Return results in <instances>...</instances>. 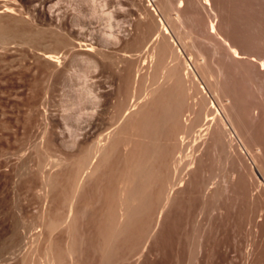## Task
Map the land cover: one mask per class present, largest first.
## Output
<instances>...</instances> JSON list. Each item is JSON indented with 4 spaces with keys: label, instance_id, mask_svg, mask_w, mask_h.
Instances as JSON below:
<instances>
[{
    "label": "rangeland",
    "instance_id": "1",
    "mask_svg": "<svg viewBox=\"0 0 264 264\" xmlns=\"http://www.w3.org/2000/svg\"><path fill=\"white\" fill-rule=\"evenodd\" d=\"M159 85L186 99L163 139L186 137L181 202L147 246L117 244L128 259L115 262L177 264L176 230L198 239L181 264H264V0H0V264H95L92 225L67 212L68 177Z\"/></svg>",
    "mask_w": 264,
    "mask_h": 264
},
{
    "label": "bare ground",
    "instance_id": "2",
    "mask_svg": "<svg viewBox=\"0 0 264 264\" xmlns=\"http://www.w3.org/2000/svg\"><path fill=\"white\" fill-rule=\"evenodd\" d=\"M159 21V23H161L162 25L163 21L161 18ZM163 27L165 29L164 34H166L165 31L169 32L167 31L168 28L163 25L162 29ZM215 27L216 26L212 24L213 31H216L217 28ZM159 36H161V34ZM164 40V43L166 44V42L168 41L166 37H164ZM165 47L169 49L167 46ZM159 48H161V46ZM164 49L165 48L163 47V52L167 50ZM178 50L181 51L179 48ZM52 51H46L47 53H45V57L55 60V57L57 55L56 53H54L55 51ZM165 66L163 67L166 68ZM172 66L174 65L168 66L170 67V69L167 68L166 70L171 71L170 73L166 72V74L169 75H167V77L175 79L174 77L178 76L176 75L178 74L176 73V70H179L180 68L177 69V65L176 67ZM179 72V75L181 76V70ZM187 72L190 73V71ZM178 77H176V79ZM176 79L174 81L177 83ZM177 84H179V82ZM162 85H159L160 88L158 87L159 90L162 89L160 90V92L158 90H155L157 89V87L154 88L157 93L159 92L158 94L155 91L152 92L153 94L150 92L152 95L151 98L150 96L148 98L150 100L148 101V99L146 98V101L149 102L148 104H146V101H143L140 96L139 98L137 97L138 99L133 98L129 109H126L125 112L126 115H128V117L126 118L127 120L125 121L124 119L123 124H121L122 128L119 127V130H121L119 131L118 129H114V132H117L108 141H104V139H108L105 137L108 136L109 133H112L110 132L112 131V129H110V131L108 130V133L105 132L107 133V135H104L105 133L99 132L96 136H99V134L101 136H99V138H94L95 141L93 140L91 146L89 145V148L87 147L88 149H85L87 151H83L85 154H81L75 168L73 169V171H71V174L68 177L70 178V184L67 181L69 186H67L68 184H66L65 187H69V189L64 188L68 190V192L64 191V193L66 192L68 193V195L70 194L69 196H67L66 194L67 198L64 199L66 200V202L69 201L70 204L69 208L66 206L68 209L67 212L69 211L68 215L70 217L72 216L75 218L78 217H76V215L82 213L84 215L83 217H87V221L89 220V223L92 225L89 226L91 228L93 227V234L95 236L91 235L93 237L90 236V238L94 241L92 243L89 242L91 243V247L87 248L93 249L94 251L90 250L92 251L90 252V255H88L89 253L86 252L85 254L93 257L95 253H97L95 257L99 260H95V264H123V262H125L128 258L126 259V256L123 255L121 256L123 257V259H121L120 255L122 254L118 252L121 250V247H118L116 245L124 244V247L130 246V249L128 248L126 250L130 251L134 249L135 251V249H137L135 247L139 244L141 238V240H144L145 238V242L143 243L142 241V244L146 245L147 240H149L148 237H152V235L150 234H152V232L156 230L158 224L162 222L160 221V218H162V216H164L167 212H165V209L168 206H178V204L181 202L176 195L179 192H176L178 190L177 187H181L184 182V172L182 173L183 166L181 164L186 157V154L184 152L186 137L183 135L180 138L179 146L178 143H174L176 142L175 140H173V145L170 146L173 138H171V141L168 144V137H170L171 133H173L171 132L172 127H174L173 123L177 121L178 114L181 112L180 110L182 108L181 103H183L182 101L186 102V99L184 98V95H179L176 90V95H179V99L176 98V101L168 100V94H170L171 92L167 90L169 87H165V89L161 88ZM174 86H176V84L172 86V90ZM180 87H182V83ZM180 87H175V89ZM172 93H174V90ZM146 94L148 95V93ZM170 95L172 96V94ZM180 97H183V99L185 100L180 99ZM141 101L145 102L146 105H140L139 103H143ZM139 105L140 108H138ZM137 108L139 110H134V112H131V110ZM209 116L211 117V115ZM209 116L207 115L206 117L208 120L213 119V117L208 118ZM123 133H129V135ZM122 134L126 135V137L122 136ZM215 134L216 136L220 137L221 130L218 128ZM163 139H166L168 142L166 143L165 141H163ZM165 144L169 145L170 147L166 146ZM106 154L110 155L111 157V161L109 163L110 168L108 169L110 171H105L106 173L103 172L104 174H102L100 178L95 177L96 173L98 176V171H91V168L97 169V167H99L100 165V161L103 160V156H106ZM108 159L107 163L109 161ZM106 166H108V164ZM93 175L95 176L92 177ZM75 199L78 200L74 201ZM64 203L65 202H63V204ZM66 204L68 205V203ZM70 219L72 220H70V222L75 221L74 218ZM54 220H52V222ZM63 221L65 222L64 219ZM55 222H53V224H56ZM136 223L137 225H139L137 227L138 229L137 231L135 229V231H133L132 227L136 226L134 225ZM69 225L71 227V224ZM50 227L52 228V223ZM74 227L75 226L72 225V228ZM164 231L165 230L163 227V230H161L158 234L162 236L161 245L166 248L170 245V243L167 238L163 237ZM173 236L176 239V251L178 260L177 264L180 263L179 261H184L182 259L186 258L185 256L188 255L187 253H189V262L191 261L193 263L195 259L193 258L195 256L194 251H196L195 244L198 245V243H195L198 240L196 239L197 236L194 234V232L182 235L176 232V230H174ZM140 244L137 247H141ZM116 247L120 250L117 251ZM166 250L168 251L166 252L168 257L171 254V250H168L167 248ZM85 251L89 252L88 250ZM47 253L48 252H46V254ZM92 253H94L93 256ZM127 253H131L132 256L135 252L132 254V252L127 251ZM61 254L59 253L58 255ZM51 257L54 259L53 256ZM51 257L49 254V258L51 260H49L48 257H46V259L48 258V261L51 264L56 263L54 262V260H52ZM117 258H119L123 262L119 263L120 260L115 262ZM29 259L30 258H28V261L32 262V260ZM58 259H62L61 261H63V258H61V256ZM25 260L26 262H28L27 258H25ZM166 261L167 259H163L159 262V264H164ZM56 264H60V261Z\"/></svg>",
    "mask_w": 264,
    "mask_h": 264
}]
</instances>
